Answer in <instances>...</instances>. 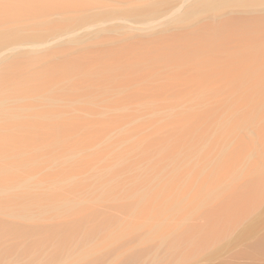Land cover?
<instances>
[{
	"label": "rangeland",
	"instance_id": "1",
	"mask_svg": "<svg viewBox=\"0 0 264 264\" xmlns=\"http://www.w3.org/2000/svg\"><path fill=\"white\" fill-rule=\"evenodd\" d=\"M58 1L4 13L0 165L71 184L91 264H264V0Z\"/></svg>",
	"mask_w": 264,
	"mask_h": 264
},
{
	"label": "bare ground",
	"instance_id": "2",
	"mask_svg": "<svg viewBox=\"0 0 264 264\" xmlns=\"http://www.w3.org/2000/svg\"><path fill=\"white\" fill-rule=\"evenodd\" d=\"M43 2L39 0H0V39L12 31L9 22L6 21L8 15H4V13H9L7 11L16 12L19 8L38 11L46 5H63L58 0ZM21 11L17 13H22ZM16 67L12 71L13 75L7 77V81L18 78L19 71H16L18 70ZM9 68L10 66L6 67V69ZM237 72L232 70L229 78H236ZM174 78L176 79V76ZM188 78L193 85L203 84V81H200L201 84L194 75ZM3 82H6V79L0 76V87ZM164 85L161 89L168 91L176 84L170 82ZM183 89L184 87L180 91L183 92ZM36 166L0 165V264H91L87 250L82 246L72 244L71 184L57 181L53 169ZM262 182L253 183L255 186L251 185L254 187L251 188L254 189L252 191L254 198L260 195ZM237 190L233 192L231 201L209 215L212 221L223 218L226 209H229L235 217L243 214L249 202L248 199L241 198ZM259 245L264 248V238Z\"/></svg>",
	"mask_w": 264,
	"mask_h": 264
}]
</instances>
